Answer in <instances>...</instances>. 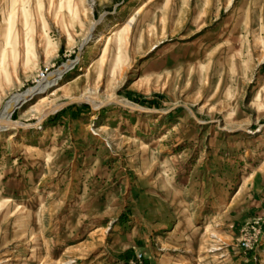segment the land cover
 I'll list each match as a JSON object with an SVG mask.
<instances>
[{
  "label": "rangeland",
  "instance_id": "obj_1",
  "mask_svg": "<svg viewBox=\"0 0 264 264\" xmlns=\"http://www.w3.org/2000/svg\"><path fill=\"white\" fill-rule=\"evenodd\" d=\"M7 105L0 264H264V0H0Z\"/></svg>",
  "mask_w": 264,
  "mask_h": 264
},
{
  "label": "bare ground",
  "instance_id": "obj_2",
  "mask_svg": "<svg viewBox=\"0 0 264 264\" xmlns=\"http://www.w3.org/2000/svg\"><path fill=\"white\" fill-rule=\"evenodd\" d=\"M13 3H15L14 1H12V2H10V4L12 5ZM10 15H11V12H8ZM9 31H7V33H8ZM65 70H63V69H59L57 72H56V74H52L50 77H51V79L54 81V80H57L59 77H60V75L64 72ZM9 106L7 105L6 107H5V109L3 110V112L1 113V117L0 118H2V119H4V120H7L8 119V114H9V108H8Z\"/></svg>",
  "mask_w": 264,
  "mask_h": 264
}]
</instances>
